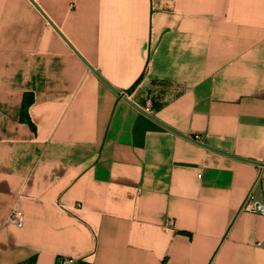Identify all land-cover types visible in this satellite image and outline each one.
<instances>
[{"label": "crops", "instance_id": "1", "mask_svg": "<svg viewBox=\"0 0 264 264\" xmlns=\"http://www.w3.org/2000/svg\"><path fill=\"white\" fill-rule=\"evenodd\" d=\"M251 190L264 0H0V264H264Z\"/></svg>", "mask_w": 264, "mask_h": 264}, {"label": "built area", "instance_id": "2", "mask_svg": "<svg viewBox=\"0 0 264 264\" xmlns=\"http://www.w3.org/2000/svg\"><path fill=\"white\" fill-rule=\"evenodd\" d=\"M155 94L157 95L156 97L160 96L158 90L155 92ZM241 210L242 211H254L259 214L264 215V203L262 201L257 200L251 190L249 194L247 195V197L245 198V200L243 201ZM9 222H12L20 227L23 226L24 224L23 212L21 210L14 209L9 217ZM261 244L264 245V242H261ZM79 263H80V260L76 258L69 257V256H63L59 260L58 264H79ZM18 264H29V263L21 262Z\"/></svg>", "mask_w": 264, "mask_h": 264}, {"label": "water", "instance_id": "3", "mask_svg": "<svg viewBox=\"0 0 264 264\" xmlns=\"http://www.w3.org/2000/svg\"><path fill=\"white\" fill-rule=\"evenodd\" d=\"M89 66H90L95 72H97L93 66H91L90 64H89ZM102 79L104 80L103 77H102ZM111 87H112V86H111ZM125 98L127 99L128 102L132 103V104L135 105L137 108H139L141 111H143V112H145L146 114L149 115V113H148L144 108H142V107L139 106L138 104L134 103V102H133L131 99H129L128 97H125ZM191 139L196 140V138H191Z\"/></svg>", "mask_w": 264, "mask_h": 264}, {"label": "trees", "instance_id": "4", "mask_svg": "<svg viewBox=\"0 0 264 264\" xmlns=\"http://www.w3.org/2000/svg\"><path fill=\"white\" fill-rule=\"evenodd\" d=\"M27 107H28V105L25 104V106H24V108H25L24 113H25V114L27 113ZM79 264H87V263H85V262H80Z\"/></svg>", "mask_w": 264, "mask_h": 264}]
</instances>
